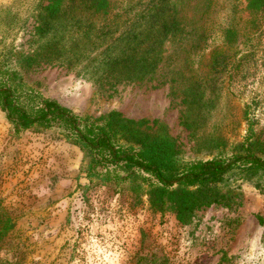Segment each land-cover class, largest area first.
Returning a JSON list of instances; mask_svg holds the SVG:
<instances>
[{
	"label": "rangeland",
	"instance_id": "rangeland-1",
	"mask_svg": "<svg viewBox=\"0 0 264 264\" xmlns=\"http://www.w3.org/2000/svg\"><path fill=\"white\" fill-rule=\"evenodd\" d=\"M107 1L106 39L91 35L98 21L84 14L81 26L58 28L47 42L36 34L46 0H0V84L29 111L56 101L93 131L91 123L105 125L116 111L143 137L168 141L181 168L243 154L251 133L264 142V18L253 26L247 0H155L160 20L179 28L141 80L127 79L121 62L102 72L101 53L112 43L124 47L117 39L125 23L151 0ZM233 5L245 34L235 48L223 41ZM223 52L232 58L228 67L216 61ZM86 155L63 126L17 131L0 108V215L11 226L1 263L264 264L263 171L236 167L216 184L189 187L205 203L181 221L173 203L153 206L150 189L161 185L152 174L130 179L103 164L101 177L89 178Z\"/></svg>",
	"mask_w": 264,
	"mask_h": 264
},
{
	"label": "trees",
	"instance_id": "trees-1",
	"mask_svg": "<svg viewBox=\"0 0 264 264\" xmlns=\"http://www.w3.org/2000/svg\"><path fill=\"white\" fill-rule=\"evenodd\" d=\"M48 3L39 14L37 35L41 39L47 38V42H53L57 29L72 31L73 27L81 26L84 14L91 15L98 21L94 25L92 36L96 39H106L105 34L109 31L110 13L109 2L107 0H46ZM159 2L151 0L142 14H137L135 18L125 23V30L118 41H124V47L117 50V46L112 43L106 51L102 61V72L114 73L116 65L121 62L127 71V79H144L153 74L161 61L162 49L165 41L176 35L179 28L178 22H168L166 19L160 20L162 6ZM234 6V5H233ZM245 11L249 14L253 26H259L264 18V0H247ZM79 14V15H77ZM72 17L68 25L66 18ZM243 17H240L239 6L235 5L231 16L227 19L223 29V41L226 46L235 48L242 44L241 39L245 35L243 32ZM78 25V26H77ZM162 28V33L158 34ZM162 35V36H161ZM161 36V37H160ZM116 40V41H117ZM113 46V48H112ZM48 48V46H47ZM228 67L232 63V58L228 53H222L217 58L218 61ZM0 108L5 113L7 120L13 124L17 131L30 129L37 125L50 127L53 124L63 126L74 135V142L86 152L89 162L85 164L84 170L89 178L101 177V168L104 164L115 165L118 170L129 173L128 178L137 177L139 171L150 173L161 186H152L150 196L155 208L163 210L166 203H173L174 211L181 221L187 219L188 214L205 203L200 204L199 198L189 187L210 186L220 182L224 175L234 168H240L246 172L263 171L264 158L258 156L256 151L264 155V142L252 139L253 133L248 137V145L243 154H237L225 160L215 158L208 161H200L191 166L181 168L178 161L170 153L168 141L151 140L148 136L143 137L141 131L132 125V120L125 119L120 113L114 111L110 113L109 120L105 125L87 129V119H82L74 115L69 109L62 107L56 101L43 100L42 107L29 111L18 100L13 89L0 84ZM252 121V120H251ZM249 122V130L252 132V123ZM156 122V121H154ZM138 123V122H137ZM136 123V126H137ZM148 120L139 121V124H147ZM86 129H83V128ZM124 139L130 142L131 146L120 144ZM159 141V142H157ZM168 143V144H166ZM140 144V149H135L132 145ZM253 147V148H252ZM255 151H254V150ZM184 165V164H183ZM105 165L104 167H106ZM104 168V169H105ZM110 171L105 174V180L109 179ZM103 179V181H105ZM177 188L172 189L174 185ZM202 199V198H201ZM212 202H208L210 205ZM157 206V207H156ZM4 216L0 215V242L8 236L10 225L3 222ZM0 264H21L19 261L13 263Z\"/></svg>",
	"mask_w": 264,
	"mask_h": 264
}]
</instances>
